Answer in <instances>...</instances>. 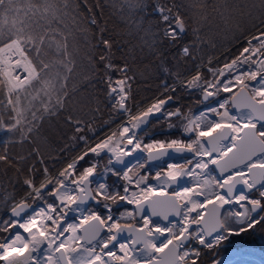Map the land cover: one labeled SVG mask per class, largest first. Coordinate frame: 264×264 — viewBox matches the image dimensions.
I'll list each match as a JSON object with an SVG mask.
<instances>
[{
	"label": "snow or ice",
	"instance_id": "6c2138e0",
	"mask_svg": "<svg viewBox=\"0 0 264 264\" xmlns=\"http://www.w3.org/2000/svg\"><path fill=\"white\" fill-rule=\"evenodd\" d=\"M256 231L264 0H0V264H223Z\"/></svg>",
	"mask_w": 264,
	"mask_h": 264
},
{
	"label": "trees",
	"instance_id": "16d2710c",
	"mask_svg": "<svg viewBox=\"0 0 264 264\" xmlns=\"http://www.w3.org/2000/svg\"><path fill=\"white\" fill-rule=\"evenodd\" d=\"M242 246L259 247L264 251V233H261L260 231L249 232L230 238V240L219 249V257L234 248Z\"/></svg>",
	"mask_w": 264,
	"mask_h": 264
},
{
	"label": "water",
	"instance_id": "95a60500",
	"mask_svg": "<svg viewBox=\"0 0 264 264\" xmlns=\"http://www.w3.org/2000/svg\"><path fill=\"white\" fill-rule=\"evenodd\" d=\"M236 253V257L232 254ZM259 254H263L256 248L247 246L235 249L232 253L226 255L221 260L223 264H261L257 258Z\"/></svg>",
	"mask_w": 264,
	"mask_h": 264
},
{
	"label": "bare ground",
	"instance_id": "6f19581e",
	"mask_svg": "<svg viewBox=\"0 0 264 264\" xmlns=\"http://www.w3.org/2000/svg\"><path fill=\"white\" fill-rule=\"evenodd\" d=\"M234 257L238 256L236 255V253L232 254ZM257 260L261 263L262 260H264V254H259V257L257 258Z\"/></svg>",
	"mask_w": 264,
	"mask_h": 264
},
{
	"label": "rangeland",
	"instance_id": "374dc122",
	"mask_svg": "<svg viewBox=\"0 0 264 264\" xmlns=\"http://www.w3.org/2000/svg\"><path fill=\"white\" fill-rule=\"evenodd\" d=\"M195 110V109H194ZM158 139H163V137L162 136H160V137H157ZM253 248H256V249H258L259 251H261L263 254H264V251L261 249V248H259V247H253ZM224 255H226V254H224ZM224 255H222L220 258H222ZM219 258V259H220Z\"/></svg>",
	"mask_w": 264,
	"mask_h": 264
}]
</instances>
